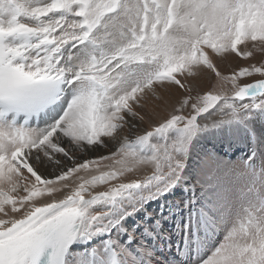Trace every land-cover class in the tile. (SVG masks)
Segmentation results:
<instances>
[{
    "label": "snow or ice",
    "instance_id": "1",
    "mask_svg": "<svg viewBox=\"0 0 264 264\" xmlns=\"http://www.w3.org/2000/svg\"><path fill=\"white\" fill-rule=\"evenodd\" d=\"M257 50L264 53V0H0V264H67L69 246L99 231L91 203L153 181L175 187L186 166L176 154L182 138L172 155L162 144L138 158L121 149L122 133L131 121L145 136L195 132L209 126L205 113L219 110L223 121L229 111L264 108V63L232 76L215 63L254 59ZM206 71L216 83L205 90ZM149 96L159 102L151 111ZM93 145L107 155L80 156ZM226 208L208 188L196 224L216 231ZM200 264H264V203L242 208Z\"/></svg>",
    "mask_w": 264,
    "mask_h": 264
},
{
    "label": "bare ground",
    "instance_id": "2",
    "mask_svg": "<svg viewBox=\"0 0 264 264\" xmlns=\"http://www.w3.org/2000/svg\"><path fill=\"white\" fill-rule=\"evenodd\" d=\"M31 3H39L40 0H30ZM34 39V38H29ZM83 47V45H81ZM203 79H205V76L203 74ZM216 83V78L214 80V85ZM173 91H175L173 89ZM158 94H161V90H158ZM164 95H167V92L163 93ZM159 102L152 96H149L145 102V108L148 111L153 110L154 108H158ZM131 120V118H130ZM241 124V123H240ZM235 127V133L232 132L229 135H225L223 131H221L223 137L221 140H217L215 137L213 145L209 147V149H201L199 148L198 141L203 139L200 137H194L193 132H186L182 133L181 130L176 128L168 129L166 132L160 133V132H152L151 134L145 136L140 131V124L138 121H131V126L129 129H125L124 135L129 133V139L126 144L121 145V149L124 147H129L133 149L137 153L138 158H148L151 157L154 154V148L159 145H165V147L169 150L168 155H172V152L174 149H172V144L175 143L178 140H181L182 138V146L180 147V151L176 153L177 155H180L185 158L186 160V166L182 173V179L181 181L173 188L165 191L162 188H159V181H153L151 184H144L141 187L138 188H132L127 190L125 193H123L121 196L116 198L115 200H104L99 202H93L89 205V212L90 213H101L99 219L95 222V228L99 229V231L93 230V229H86L85 232L76 240V242L69 248L68 250V257H67V264H107V260L109 257V249L108 244L112 241L113 243H117L116 238H119V235L123 236L124 231L126 234L123 236L122 242L119 246V249L126 248L129 252H131L134 255V260L132 261V264H160L159 260H154L150 256V250L144 246L143 244V237L141 235V246L139 243L130 245L129 239L134 237V230L130 227L128 228L126 226V220H129L131 217L136 218L138 213L140 212L139 207L142 205H146L149 201H154L156 198H160L162 201V206H165V200L162 198L163 196H166L167 198H171L172 194L174 193V188H181L179 190L180 192H185L186 190L195 191L197 188L199 191L201 190L202 193H205V191L208 188L216 187L215 194L227 202V208L224 213V221L223 225L226 227L223 229L222 227L216 230V232L220 231V237L213 241L211 239V243L208 245L209 252L206 253V258L211 255L212 252L215 251L217 247H219L225 240V236L227 234V230L231 226V223H228L229 221H233L234 217L240 213V208L237 211L233 217L229 218L227 211L229 206H231L234 202L229 201L232 197L233 189L229 188L227 189L226 184H231L232 179L234 177L235 170L230 167L231 164H228L230 161L234 160V164L236 165L238 171H251L249 166L252 168L255 164H258V161H260L264 165V136L262 135V132L259 130L260 133L255 135L253 132L254 130L248 129L251 133L248 136V133L244 131L243 128L240 127L239 124H234ZM30 127H36V126H30ZM249 128V127H248ZM233 129V128H232ZM234 131V130H233ZM242 132V134H241ZM247 133V136H246ZM188 135L191 137L189 140L191 142L187 143L184 138ZM260 136L261 138H258L257 136ZM195 138V140H194ZM107 140L108 138H103ZM132 140V141H131ZM130 141V142H129ZM198 145V146H197ZM203 145V144H202ZM73 147H78L76 145H73ZM193 147H198V151L196 153H193ZM222 147V148H221ZM95 148V151H92V149ZM219 148H221L222 151H225L230 154L231 156L234 155L233 159L229 158L228 155L226 156L227 159L225 161V157L220 155L218 153ZM108 149L104 147L103 145H93L89 146L88 149H80V156L86 157L89 160H91V157L93 156H103L107 155ZM250 153V158H248L246 155ZM161 161V167L164 166L167 156L160 155L159 156ZM241 164H243V167H241ZM233 164V163H232ZM72 166V162H68V167ZM260 167V164L257 165L253 170H257ZM264 167V166H263ZM237 171V170H236ZM252 172V171H251ZM41 173L44 175H48L51 177L55 174V169L50 167L49 165L45 164L43 168L41 169ZM254 173V172H253ZM219 174V177L217 176ZM255 174V173H254ZM253 176V175H252ZM230 178L228 181L227 178ZM248 183L243 184L240 182V185L242 187H248L254 181L252 177H249L246 175ZM260 180H257L255 190L262 192L264 191V175L260 176ZM260 182V183H259ZM196 185V186H195ZM206 185V186H205ZM239 185V183H236V186ZM220 187V188H218ZM231 187V186H230ZM203 189V191H202ZM239 191V190H238ZM202 193L200 196H202ZM238 193V192H237ZM184 194V193H182ZM261 194V193H260ZM264 197V194H261ZM184 196V195H183ZM245 196V194H243ZM242 196V197H243ZM178 197V196H177ZM189 197V196H187ZM180 198L178 197L176 204H178V200ZM239 199V198H238ZM187 204L189 201H186ZM236 203V202H235ZM181 205V204H180ZM249 204H244V208L247 207ZM255 206V204H252ZM180 207V206H179ZM195 204V208H196ZM199 207V206H198ZM147 212H150V215H147V218H149V223L144 224L145 227L143 229L145 239H149V237L158 238L160 240V237L167 238L169 240V233L163 228V218L160 219V224L157 229H153L154 221L151 220L153 215L155 214L154 210H150L149 208L146 209ZM174 211L169 212V216L167 219L173 218ZM141 213V212H140ZM155 216V215H154ZM184 217L183 214H181V217H178V219H181ZM201 219L202 216L200 215ZM137 219V218H136ZM145 221L141 220L139 223H144ZM228 223V224H227ZM222 225V226H223ZM198 228L199 226L194 225V228ZM179 227H177V230ZM205 231H207L209 234L212 232L206 228H204ZM135 233V236H137V239H139L138 234ZM187 235V234H186ZM198 237V233L196 232L194 234V238L192 235H187L185 239L182 240V243L184 246H186L185 253L187 252H193L192 257L198 256L203 252V246L209 242L207 238ZM181 243V244H182ZM150 247H153L150 245ZM149 253V255H148ZM147 255L149 259H147ZM188 254L184 256L182 254L181 260H187L190 264H200L197 262H194L193 259H188ZM205 258V259H206ZM174 264H182L179 261H175Z\"/></svg>",
    "mask_w": 264,
    "mask_h": 264
},
{
    "label": "rangeland",
    "instance_id": "3",
    "mask_svg": "<svg viewBox=\"0 0 264 264\" xmlns=\"http://www.w3.org/2000/svg\"><path fill=\"white\" fill-rule=\"evenodd\" d=\"M239 47L243 50V45H240ZM254 57H255L254 59H251V58L237 57V56L233 55V56L229 57V61H224L221 58H216L215 63L217 64V67L219 68L220 72L223 75L232 76L235 72L239 71L243 67L251 66V65H254V64L258 65L260 63H264V53H261V52H259L257 50L254 53ZM204 76H205V79L202 78V87L205 90L209 89V88H213L215 86L214 85L215 75L213 73H211V72H207L206 71L204 73ZM255 78H259V76L258 75L254 76L253 79H255ZM247 81H249L247 78H241L239 80V82L241 84L244 83V82H247ZM67 95H68V98L70 99L71 92L69 91ZM247 102L248 101L245 100L243 102L236 101L235 103L237 105H239L240 103H247ZM218 115H219V110H214L211 113V115L209 113H205V117L207 118L206 119V123H208L209 126L207 128L201 127L200 129H197V130H195V132H193V135H195L194 136L195 138L197 136L198 137L201 136L200 138L203 137V139L198 141L199 148H201V149H204V148L205 149H209V147L211 145H213L214 140H216V139H214L215 137L217 138V140H221L222 137H223L221 131H223V133L225 135H229L232 132L235 133L236 129L233 126L234 124H239L240 127L243 128L244 131L248 133V136H250L249 134L251 133L249 131L250 129L254 130L253 132L255 133V135L260 133L259 132V130H260L262 132V135L264 136V108L245 110V111L238 112V113H231L229 111V118L226 119V120H223V121H220L218 119ZM213 121H216V122L213 123ZM44 126L45 125L43 124L41 127H44ZM247 133H246V136H247ZM241 134H242V132H241ZM122 135H124V133H122ZM257 137L261 138L259 135ZM187 138H188V135H186L184 140L188 141V139H190L191 137L189 136V138L188 139ZM195 138H194V140H195ZM189 142H191V140H189L187 143H189ZM221 148H219L218 153L220 155H222V157L224 156L225 157V161H226L227 159H229V158L226 157L228 153L225 152V151H222ZM193 150H196V151H193V153H196L198 151V147H196V148L193 147ZM233 156H231L230 158L233 159L234 158ZM228 164H231L230 167H232V168H234L236 166L234 164V160L230 161ZM259 164L260 163L255 164L254 167H252V168L249 166L248 168L253 170V168H255ZM235 173L237 174L236 170H235ZM244 173H246V175L249 176V177H252V175L253 176L256 175V174H254L251 171H247V172H244ZM217 176L219 177V174H217ZM227 180L229 181L230 178L228 177ZM262 184L264 185V183H262ZM234 185H236V184H234ZM213 188L216 189L215 186ZM218 188H220V187H218ZM179 190H181V188H179V189L178 188H174L175 195L183 196V194H182L183 192H180ZM197 190L199 191L198 188H197ZM238 190L239 191H237L238 192L237 193V200L234 201V203L237 202V201L245 200V199H248V198L252 197L249 194V192L244 193V190L242 188H239ZM260 193L264 194V191H262ZM243 194H245V196H243Z\"/></svg>",
    "mask_w": 264,
    "mask_h": 264
}]
</instances>
